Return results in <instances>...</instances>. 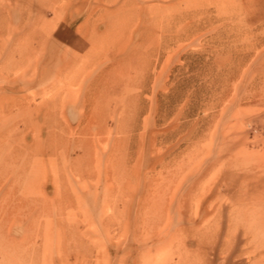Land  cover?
Here are the masks:
<instances>
[{"label": "rangeland", "instance_id": "374dc122", "mask_svg": "<svg viewBox=\"0 0 264 264\" xmlns=\"http://www.w3.org/2000/svg\"><path fill=\"white\" fill-rule=\"evenodd\" d=\"M0 264H264V0H0Z\"/></svg>", "mask_w": 264, "mask_h": 264}]
</instances>
